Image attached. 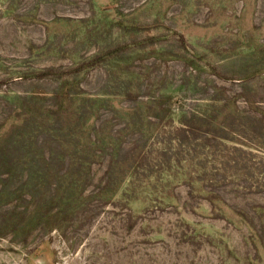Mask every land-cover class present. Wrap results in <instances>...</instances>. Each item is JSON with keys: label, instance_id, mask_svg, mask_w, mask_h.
Masks as SVG:
<instances>
[{"label": "rangeland", "instance_id": "1", "mask_svg": "<svg viewBox=\"0 0 264 264\" xmlns=\"http://www.w3.org/2000/svg\"><path fill=\"white\" fill-rule=\"evenodd\" d=\"M0 264H264V0H0Z\"/></svg>", "mask_w": 264, "mask_h": 264}, {"label": "trees", "instance_id": "2", "mask_svg": "<svg viewBox=\"0 0 264 264\" xmlns=\"http://www.w3.org/2000/svg\"><path fill=\"white\" fill-rule=\"evenodd\" d=\"M17 147H18V144H17ZM20 161H21V159L18 160V162H20Z\"/></svg>", "mask_w": 264, "mask_h": 264}]
</instances>
